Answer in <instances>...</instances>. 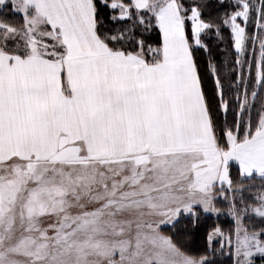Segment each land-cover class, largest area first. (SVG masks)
<instances>
[{"label":"snow or ice","instance_id":"6c2138e0","mask_svg":"<svg viewBox=\"0 0 264 264\" xmlns=\"http://www.w3.org/2000/svg\"><path fill=\"white\" fill-rule=\"evenodd\" d=\"M0 264H264V0H0Z\"/></svg>","mask_w":264,"mask_h":264}]
</instances>
